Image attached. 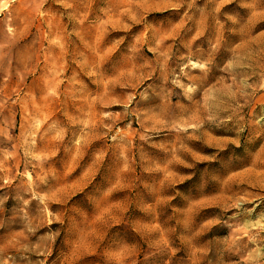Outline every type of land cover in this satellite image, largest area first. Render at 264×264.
I'll list each match as a JSON object with an SVG mask.
<instances>
[{"label": "rangeland", "instance_id": "obj_1", "mask_svg": "<svg viewBox=\"0 0 264 264\" xmlns=\"http://www.w3.org/2000/svg\"><path fill=\"white\" fill-rule=\"evenodd\" d=\"M0 264H264V0H0Z\"/></svg>", "mask_w": 264, "mask_h": 264}]
</instances>
